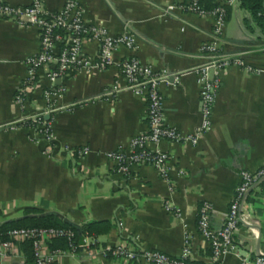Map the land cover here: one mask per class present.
<instances>
[{"label": "crops", "instance_id": "obj_1", "mask_svg": "<svg viewBox=\"0 0 264 264\" xmlns=\"http://www.w3.org/2000/svg\"><path fill=\"white\" fill-rule=\"evenodd\" d=\"M24 6L32 0H5ZM225 0H201L211 9ZM186 0H82L86 23L105 26L111 34L131 33L134 50L119 46L113 63L79 70L50 81L39 72L37 84L17 101L27 75L26 59L39 51V31L31 24L0 18V224L33 213L57 214L75 226L107 220L99 235L83 234L89 251L59 255L54 264H142L104 256L101 249L127 241L130 246L178 256L187 246L194 264H255L264 255V177L246 192L233 233L234 250L219 259L197 229L204 201L211 203V223L218 226L231 203L241 171L264 165V27L232 0L225 6L221 47L241 56L259 72L228 66L218 73L211 127L191 140H162L155 146L169 157L167 178L149 165L129 174L115 171L106 152L126 149L147 129L142 95L125 87L118 62L136 56L165 71L159 89L165 122L184 135L202 122L194 68L205 61L199 47L210 38L213 18L188 13ZM64 0H44L58 11ZM264 9V0L262 2ZM87 40L84 51L94 54ZM62 88L55 110L46 112L42 91ZM43 113L52 123L50 141L40 138L27 117ZM168 204V208L165 205ZM66 249L67 247H57ZM87 251V250H86ZM19 251L0 264H24Z\"/></svg>", "mask_w": 264, "mask_h": 264}, {"label": "built area", "instance_id": "obj_2", "mask_svg": "<svg viewBox=\"0 0 264 264\" xmlns=\"http://www.w3.org/2000/svg\"><path fill=\"white\" fill-rule=\"evenodd\" d=\"M44 0H32L24 6L13 5L0 0V18L12 19L21 24H31L39 31V51L27 57V75L17 101L37 84L39 72L45 71L50 81L67 73L104 68L113 63V55L119 46L134 50L135 38L131 33L111 34L100 24L86 23L82 0H64L63 6L55 12L44 8ZM232 0H225L211 9L205 8L201 0H186L180 7L188 13L200 17L213 18V28L208 40L201 43L199 52L205 61L194 68L199 89L200 111L202 122L192 134L184 135L165 122L163 115V96L159 86L165 80V71H157L144 64L136 56H130L118 62L119 71L125 80V87L142 95L147 101V129L129 140L126 149H115L106 152V157L114 163V169L120 174H129L136 166L149 165L156 169L161 177L167 178L169 157L157 145L162 140L180 141L197 138L211 127V114L218 87V78L211 72L234 65L241 66L247 72L256 71L241 56L225 53L221 47L226 23L225 6ZM92 40L97 43L94 54L84 51V43ZM62 88H45L42 96L46 112L55 110V97L62 94ZM40 138L50 141L53 136L52 123L43 118V113L27 117ZM264 177V165L254 171H241L240 181L235 188L234 197L218 226L211 223V203L204 201L198 210L197 229L211 249L213 258L219 259L227 252L234 250L233 233L240 221L247 222L240 214L241 203L247 190ZM169 209L168 204L165 205ZM8 238L0 240V257H7L19 251L22 241L31 244L34 264H54L59 255L67 252L73 254L77 249L90 253V242L85 239L75 241L74 232L68 227H15L7 231ZM63 238L67 248H50L49 242ZM87 250V251H86ZM104 256L121 258L142 264H194L189 259L187 246L178 256H170L162 251L130 246L127 241L106 245L101 249ZM246 264V260L243 261ZM255 264H264V255L255 259Z\"/></svg>", "mask_w": 264, "mask_h": 264}, {"label": "trees", "instance_id": "obj_3", "mask_svg": "<svg viewBox=\"0 0 264 264\" xmlns=\"http://www.w3.org/2000/svg\"><path fill=\"white\" fill-rule=\"evenodd\" d=\"M241 6L253 17L255 22L264 27L263 0H240ZM26 212L33 213L19 219L4 221L0 224V240L8 238L7 231L15 227H68L74 232V240L81 239L83 234L99 235L108 232L111 225L107 220L91 221L75 226L60 219L57 214L39 215L34 208H27ZM20 249L24 256V264H34L31 244L29 241H22ZM50 248L67 247V241L63 238L53 239L49 242Z\"/></svg>", "mask_w": 264, "mask_h": 264}]
</instances>
